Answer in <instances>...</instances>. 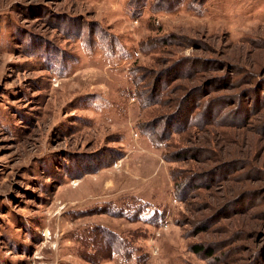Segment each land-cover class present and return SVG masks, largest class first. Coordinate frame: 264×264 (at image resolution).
I'll list each match as a JSON object with an SVG mask.
<instances>
[{"label": "rangeland", "instance_id": "1", "mask_svg": "<svg viewBox=\"0 0 264 264\" xmlns=\"http://www.w3.org/2000/svg\"><path fill=\"white\" fill-rule=\"evenodd\" d=\"M0 264H264V0H0Z\"/></svg>", "mask_w": 264, "mask_h": 264}, {"label": "trees", "instance_id": "2", "mask_svg": "<svg viewBox=\"0 0 264 264\" xmlns=\"http://www.w3.org/2000/svg\"><path fill=\"white\" fill-rule=\"evenodd\" d=\"M53 63L58 64L57 62H53ZM143 132H144L145 136H148L155 143L156 139L154 140L153 134L150 133L151 131L149 132L148 130H144ZM178 197H180L179 194H178ZM109 212L113 216H120L122 218H126V219L131 220V221H142V222H144L146 224H150V225H154V224L158 225L160 222L162 223L164 221V218L166 215L165 212L164 213L162 212L158 216L156 214H154L151 217L146 218L145 217V213L147 212L146 207L144 209L143 207H141L140 205H137V204L135 206H133V205L128 206L127 209H125V210L118 211V210L114 209V210H109ZM110 241L111 242L113 241V245L116 244L113 237H111ZM200 249L201 250H198V249L197 250L200 252H203L204 249L203 248H200ZM126 250H127L126 242L122 241V240L119 241L118 246H117V252L120 251V253H121L122 251L125 252ZM206 251H208V250H206ZM206 254L211 255V251L206 252Z\"/></svg>", "mask_w": 264, "mask_h": 264}]
</instances>
